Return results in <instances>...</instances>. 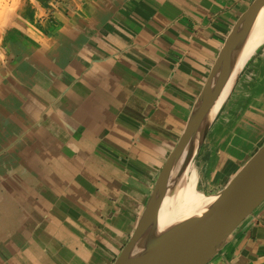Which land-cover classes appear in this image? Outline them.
Listing matches in <instances>:
<instances>
[{
  "label": "crops",
  "instance_id": "1",
  "mask_svg": "<svg viewBox=\"0 0 264 264\" xmlns=\"http://www.w3.org/2000/svg\"><path fill=\"white\" fill-rule=\"evenodd\" d=\"M252 1L24 0L0 20V264L114 263ZM263 143L264 46L196 157L204 197ZM208 264H264V203Z\"/></svg>",
  "mask_w": 264,
  "mask_h": 264
},
{
  "label": "water",
  "instance_id": "2",
  "mask_svg": "<svg viewBox=\"0 0 264 264\" xmlns=\"http://www.w3.org/2000/svg\"><path fill=\"white\" fill-rule=\"evenodd\" d=\"M263 8L264 0H253L235 21L181 136L157 176L134 232L113 264H208L231 240L244 220L264 203L263 143L222 189L208 194L215 198L201 214L159 230L163 202L197 157L210 127L226 102L210 118ZM241 72L236 76L231 92Z\"/></svg>",
  "mask_w": 264,
  "mask_h": 264
},
{
  "label": "bare ground",
  "instance_id": "3",
  "mask_svg": "<svg viewBox=\"0 0 264 264\" xmlns=\"http://www.w3.org/2000/svg\"><path fill=\"white\" fill-rule=\"evenodd\" d=\"M3 25V24H2ZM264 44V8L260 11L255 24L250 32L245 47L241 53L239 63L230 80L228 81L219 100L212 109L210 118L231 93L236 76L245 70L249 61L261 50ZM241 72V74H242ZM215 197L206 196L202 192L196 157L189 164L183 177L171 194L165 198L159 213V230H164L174 223L199 215L211 204Z\"/></svg>",
  "mask_w": 264,
  "mask_h": 264
},
{
  "label": "rangeland",
  "instance_id": "4",
  "mask_svg": "<svg viewBox=\"0 0 264 264\" xmlns=\"http://www.w3.org/2000/svg\"><path fill=\"white\" fill-rule=\"evenodd\" d=\"M23 1L24 0H0V20H6L15 15Z\"/></svg>",
  "mask_w": 264,
  "mask_h": 264
}]
</instances>
